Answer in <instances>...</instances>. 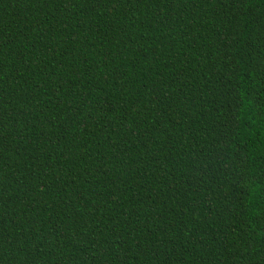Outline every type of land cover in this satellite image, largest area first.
<instances>
[{
	"label": "trees",
	"instance_id": "trees-1",
	"mask_svg": "<svg viewBox=\"0 0 264 264\" xmlns=\"http://www.w3.org/2000/svg\"><path fill=\"white\" fill-rule=\"evenodd\" d=\"M0 264H264V0H0Z\"/></svg>",
	"mask_w": 264,
	"mask_h": 264
}]
</instances>
